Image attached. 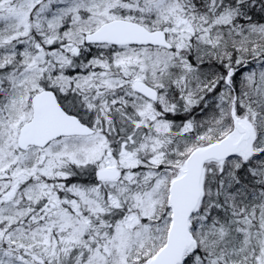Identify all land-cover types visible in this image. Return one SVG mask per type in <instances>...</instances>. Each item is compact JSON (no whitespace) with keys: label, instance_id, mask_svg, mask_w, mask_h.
<instances>
[{"label":"snow or ice","instance_id":"1","mask_svg":"<svg viewBox=\"0 0 264 264\" xmlns=\"http://www.w3.org/2000/svg\"><path fill=\"white\" fill-rule=\"evenodd\" d=\"M0 264H264V0H0Z\"/></svg>","mask_w":264,"mask_h":264}]
</instances>
